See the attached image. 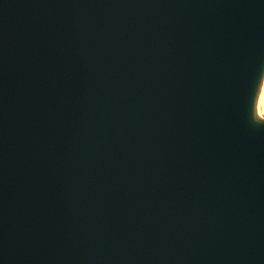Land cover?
<instances>
[{
	"label": "water",
	"instance_id": "1",
	"mask_svg": "<svg viewBox=\"0 0 264 264\" xmlns=\"http://www.w3.org/2000/svg\"><path fill=\"white\" fill-rule=\"evenodd\" d=\"M264 0H0V264H264Z\"/></svg>",
	"mask_w": 264,
	"mask_h": 264
},
{
	"label": "rangeland",
	"instance_id": "2",
	"mask_svg": "<svg viewBox=\"0 0 264 264\" xmlns=\"http://www.w3.org/2000/svg\"><path fill=\"white\" fill-rule=\"evenodd\" d=\"M259 111H260V114L264 115V90H263V94L259 102Z\"/></svg>",
	"mask_w": 264,
	"mask_h": 264
}]
</instances>
